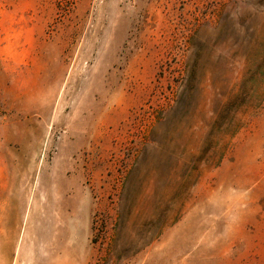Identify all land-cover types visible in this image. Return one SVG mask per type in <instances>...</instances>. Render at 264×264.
Here are the masks:
<instances>
[{
  "label": "rangeland",
  "instance_id": "1",
  "mask_svg": "<svg viewBox=\"0 0 264 264\" xmlns=\"http://www.w3.org/2000/svg\"><path fill=\"white\" fill-rule=\"evenodd\" d=\"M264 0H0V264H264Z\"/></svg>",
  "mask_w": 264,
  "mask_h": 264
},
{
  "label": "trees",
  "instance_id": "2",
  "mask_svg": "<svg viewBox=\"0 0 264 264\" xmlns=\"http://www.w3.org/2000/svg\"><path fill=\"white\" fill-rule=\"evenodd\" d=\"M263 100H264V99H262V101H259L258 106H260V105L262 104Z\"/></svg>",
  "mask_w": 264,
  "mask_h": 264
}]
</instances>
